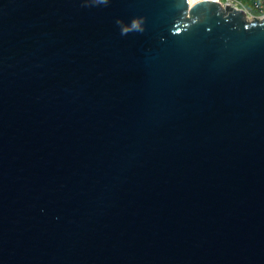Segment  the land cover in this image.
<instances>
[{
	"label": "water",
	"instance_id": "95a60500",
	"mask_svg": "<svg viewBox=\"0 0 264 264\" xmlns=\"http://www.w3.org/2000/svg\"><path fill=\"white\" fill-rule=\"evenodd\" d=\"M0 264H264V16L0 0Z\"/></svg>",
	"mask_w": 264,
	"mask_h": 264
},
{
	"label": "built area",
	"instance_id": "2783aa9c",
	"mask_svg": "<svg viewBox=\"0 0 264 264\" xmlns=\"http://www.w3.org/2000/svg\"><path fill=\"white\" fill-rule=\"evenodd\" d=\"M251 1L252 2L249 3V5L247 3H244L243 0H222L223 3H228L237 8L245 10L248 16L252 15V12L264 15V0Z\"/></svg>",
	"mask_w": 264,
	"mask_h": 264
},
{
	"label": "rangeland",
	"instance_id": "374dc122",
	"mask_svg": "<svg viewBox=\"0 0 264 264\" xmlns=\"http://www.w3.org/2000/svg\"><path fill=\"white\" fill-rule=\"evenodd\" d=\"M222 1V0H221ZM244 3H251L252 1L251 0H243ZM250 5V4H249ZM253 15V16H252ZM252 15L250 16V19H254L255 17H263L264 15L262 14H258V13H255V12H252Z\"/></svg>",
	"mask_w": 264,
	"mask_h": 264
},
{
	"label": "bare ground",
	"instance_id": "6f19581e",
	"mask_svg": "<svg viewBox=\"0 0 264 264\" xmlns=\"http://www.w3.org/2000/svg\"><path fill=\"white\" fill-rule=\"evenodd\" d=\"M191 2H194L195 0H190ZM221 2V0H219ZM251 16V15H250ZM250 16H248V18L250 19Z\"/></svg>",
	"mask_w": 264,
	"mask_h": 264
},
{
	"label": "clouds",
	"instance_id": "9594fccd",
	"mask_svg": "<svg viewBox=\"0 0 264 264\" xmlns=\"http://www.w3.org/2000/svg\"><path fill=\"white\" fill-rule=\"evenodd\" d=\"M122 34H126V33L122 32Z\"/></svg>",
	"mask_w": 264,
	"mask_h": 264
}]
</instances>
